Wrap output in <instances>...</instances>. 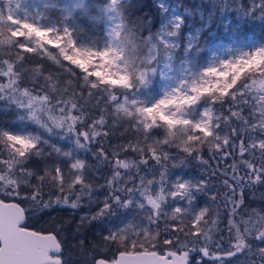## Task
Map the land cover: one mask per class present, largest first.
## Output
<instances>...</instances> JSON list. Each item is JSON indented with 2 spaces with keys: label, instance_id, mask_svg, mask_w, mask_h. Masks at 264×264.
Wrapping results in <instances>:
<instances>
[{
  "label": "snow or ice",
  "instance_id": "obj_1",
  "mask_svg": "<svg viewBox=\"0 0 264 264\" xmlns=\"http://www.w3.org/2000/svg\"><path fill=\"white\" fill-rule=\"evenodd\" d=\"M125 2L99 9L101 46L81 42L73 23L88 18L86 0L59 6L57 20L46 14L55 3L0 0V111L14 117L0 124V264H67L60 234L29 228L22 204L85 200L95 208L80 226L100 225L90 264H234L241 254L264 264V205L245 197L264 186V41L237 40L229 0H213L183 45L190 10L158 0L160 28L144 37ZM241 9L240 21H264V0ZM217 15L231 46L214 43L201 60ZM192 161L199 176L182 171Z\"/></svg>",
  "mask_w": 264,
  "mask_h": 264
},
{
  "label": "trees",
  "instance_id": "obj_2",
  "mask_svg": "<svg viewBox=\"0 0 264 264\" xmlns=\"http://www.w3.org/2000/svg\"><path fill=\"white\" fill-rule=\"evenodd\" d=\"M173 2H179L183 14L185 10H190L191 14L185 16V28L181 35V45L185 42L184 36L188 31L196 30L201 27L202 24L208 22L210 12L213 10V0H170ZM106 0H90V7L85 15L88 18L77 16L76 21L80 26L79 37L86 39L92 43L101 45L105 39V21L103 18L100 20L92 19V15L98 14L99 7L105 4ZM157 0H126L123 4L125 10V18L129 25L134 30V34L147 37L150 33L158 31L161 25L162 16L158 8ZM243 8H250L252 6V0H229L228 11L225 13V17L233 21V25L237 28L236 37L248 36L253 34L264 41V21L259 19H248L246 22L240 21L238 12ZM259 16V12H257ZM203 17V19H201ZM223 18L217 15L212 22L211 27L204 31L201 36V44L205 45V51L201 53V60L206 55L208 46L214 41L221 39H228L231 37L230 33H226L221 23ZM239 24H237V22ZM181 51L183 47L181 46ZM46 69L56 71L55 65L48 60L43 61ZM14 119V117L7 111H0V124L6 123ZM124 130L120 129L117 135L123 133ZM131 135V133H128ZM115 136L113 142H115ZM182 171L200 175L203 169L199 166V163L192 161L191 164L182 169ZM211 183L216 184V181ZM215 190V189H214ZM48 189H45L47 192ZM68 195H71L70 193ZM246 201L252 208H260L264 205V186H257L256 188L249 189L245 193ZM0 198H4L0 194ZM53 201L55 198H52ZM99 199H103L100 196ZM45 202L48 201V197H44ZM206 201L207 205H212V201L207 195H200L199 202ZM27 211V224L28 227L35 230L53 231L55 230L60 234V238L64 240V258L67 260V264H84L88 261L90 264L92 252V244L94 239H98L99 224L88 225L85 222V226L81 227V218L90 215L91 211L95 208V205H89L87 200L82 202V206L76 209L70 207L69 204H53L49 208H41L39 205L33 206L31 204H22ZM213 210L215 206L213 205ZM165 223L162 221L159 231L164 233ZM81 241H85V245L81 247ZM264 247V245H261ZM87 251V255H84ZM104 252V250H99ZM106 254L111 256L112 252ZM199 259V257H197ZM207 261V258H205ZM234 264H248L246 257L241 254L238 257L233 258ZM210 264V262H208Z\"/></svg>",
  "mask_w": 264,
  "mask_h": 264
},
{
  "label": "rangeland",
  "instance_id": "obj_3",
  "mask_svg": "<svg viewBox=\"0 0 264 264\" xmlns=\"http://www.w3.org/2000/svg\"><path fill=\"white\" fill-rule=\"evenodd\" d=\"M69 2H70V0H26L27 6L32 11H35L37 8H39L41 11H45V9H43V4L44 3H55V4H57L58 7L56 9H48V10H46V14L49 15L53 20H57V19L61 18V14L59 12V6H64V5L68 4ZM72 2H74V0H72ZM157 2H158V0H157ZM165 2L168 3L171 7L176 8V11H177L178 14L183 15V12H182L183 10L181 9L179 2H173V1H170V0H165ZM86 3L88 4V6H87V10H88V8L90 7V0H86ZM103 6H101V7H103ZM101 7H99V9ZM99 9H98V12H99ZM97 15L100 16V18H97L98 20H100L101 18L104 19V21H105V33H106V30H107V27H108V21L106 20L105 17H103V15L100 12L98 14L92 15V17L97 16ZM73 23L77 24V21L75 20V21H73ZM196 30H192V31H188V32L195 33ZM236 38H237V40L249 39V40H254V41H257V42H262L263 41L260 38L254 36L253 34H249L248 36L236 37ZM79 39H80L81 42H84V43H92V42H90V41H88L86 39L80 38V37H79ZM106 40H107V37L105 35V39L102 42L101 46L103 45V43L106 42ZM219 42H222L225 46H231V38L214 41L213 43H211L208 46L206 55H210L209 48L211 47V45L214 44V43H219ZM188 174L189 175L199 176V175H196V174H190V173H188ZM205 205H207L206 201H202L200 203L201 207H203Z\"/></svg>",
  "mask_w": 264,
  "mask_h": 264
},
{
  "label": "water",
  "instance_id": "obj_4",
  "mask_svg": "<svg viewBox=\"0 0 264 264\" xmlns=\"http://www.w3.org/2000/svg\"><path fill=\"white\" fill-rule=\"evenodd\" d=\"M23 207V206H22ZM30 228V227H29ZM32 229V228H31ZM35 230V229H34Z\"/></svg>",
  "mask_w": 264,
  "mask_h": 264
}]
</instances>
